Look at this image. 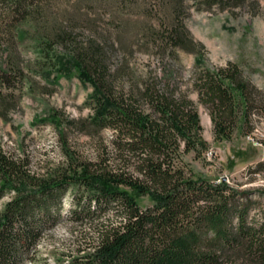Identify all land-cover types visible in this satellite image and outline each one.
Returning <instances> with one entry per match:
<instances>
[{
    "label": "trees",
    "instance_id": "16d2710c",
    "mask_svg": "<svg viewBox=\"0 0 264 264\" xmlns=\"http://www.w3.org/2000/svg\"><path fill=\"white\" fill-rule=\"evenodd\" d=\"M192 1L197 9L257 2ZM185 2L154 0L147 11L137 0H76L69 10L55 11L48 0H0V32L13 43L28 40L34 51L29 71L75 75L92 87L87 100L93 112L86 120L52 110L40 121L113 131L111 151L96 160L82 156L58 131L63 160L43 173L0 148V199L9 196L0 209V264L34 262L47 229L62 221H91L108 209L119 221L100 227L91 247L62 253L55 264H264L261 199L184 162L185 153L206 146L198 137L193 102L166 79H137L129 66L134 48L153 52L162 62L176 60V49L203 48L184 24ZM149 14L157 17V26ZM130 22L144 31L133 29L128 44L124 33ZM118 53L121 62L114 64ZM24 69L10 57L0 77L12 74L24 82ZM194 85L200 102L210 108L216 139L231 138L249 124L251 110L264 104L235 64L201 70ZM146 196L152 203L140 205L138 198Z\"/></svg>",
    "mask_w": 264,
    "mask_h": 264
},
{
    "label": "rangeland",
    "instance_id": "374dc122",
    "mask_svg": "<svg viewBox=\"0 0 264 264\" xmlns=\"http://www.w3.org/2000/svg\"><path fill=\"white\" fill-rule=\"evenodd\" d=\"M75 1L48 0L54 3L55 11L69 10ZM256 1L232 9L216 6L197 9L192 0H186L188 9L187 15L183 16L184 24L193 40L201 43L203 48L198 52L176 49V60L165 57L164 62L153 52L134 48L128 62L137 79L151 80L156 76L166 79L193 102L201 125L198 137L206 146L185 153L184 162L195 172L213 180L223 179L239 189L254 191V196L261 199L264 207V104L251 110L249 124L234 130L231 138L216 139L210 108L200 102L194 85L201 70L235 64L254 88L256 101H264V2ZM153 3L154 0H137V5L144 10ZM156 18L149 14V22L153 25L157 24ZM140 19L144 17L140 16ZM127 25L129 31L124 37L129 44L138 24L130 22ZM80 29L86 37V28ZM81 30H77L80 36ZM138 30L144 31L139 26ZM0 37V68L5 67L10 57L16 58L25 68L27 79L21 82L12 74L7 80L0 77V148L7 154L26 159L32 171L43 173L63 160L58 132L62 131L68 144L82 156L91 160L104 158L106 152L111 151V129L97 132L89 127L70 128L65 124L56 128L40 121L52 110H59L70 119L86 120L93 112L87 100L92 87L75 75L56 78L55 74L45 77L29 71L27 67H33L35 54L28 40L13 43L4 32H0ZM196 53L201 58H196ZM117 55L111 59L114 64L121 62V53ZM8 198L6 195L0 199V209ZM68 198L66 195L65 213L69 208ZM138 202L146 205L152 200L146 196L139 197ZM118 221L114 210L108 209L91 221L57 223L43 233L35 250V261L28 264H55V257L62 253L89 248L95 243L100 227Z\"/></svg>",
    "mask_w": 264,
    "mask_h": 264
}]
</instances>
